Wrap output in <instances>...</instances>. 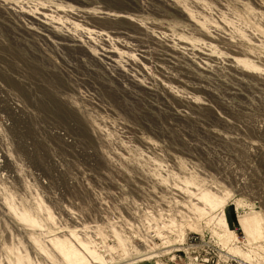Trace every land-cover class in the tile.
Returning a JSON list of instances; mask_svg holds the SVG:
<instances>
[{
	"label": "rangeland",
	"instance_id": "374dc122",
	"mask_svg": "<svg viewBox=\"0 0 264 264\" xmlns=\"http://www.w3.org/2000/svg\"><path fill=\"white\" fill-rule=\"evenodd\" d=\"M19 263L264 264V0H0Z\"/></svg>",
	"mask_w": 264,
	"mask_h": 264
},
{
	"label": "bare ground",
	"instance_id": "6f19581e",
	"mask_svg": "<svg viewBox=\"0 0 264 264\" xmlns=\"http://www.w3.org/2000/svg\"><path fill=\"white\" fill-rule=\"evenodd\" d=\"M65 257H67V256L65 255ZM19 264H22V263H19Z\"/></svg>",
	"mask_w": 264,
	"mask_h": 264
}]
</instances>
